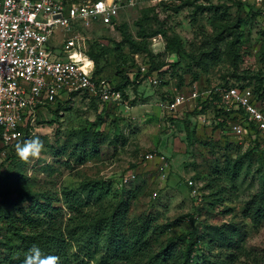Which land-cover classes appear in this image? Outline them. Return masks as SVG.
Here are the masks:
<instances>
[{"label": "rangeland", "instance_id": "374dc122", "mask_svg": "<svg viewBox=\"0 0 264 264\" xmlns=\"http://www.w3.org/2000/svg\"><path fill=\"white\" fill-rule=\"evenodd\" d=\"M118 1V15L110 25L56 26L49 46L52 59L72 57L91 71L97 64L107 78L125 84V96L118 102H101L83 94H62L63 99L40 109L27 138L39 137L45 147L29 160H5V151L0 152V201L20 200L19 205L29 208L30 200L22 194L28 188L40 195L38 201H45V195L60 206L64 219L78 217L65 191L72 199L88 202L83 210L110 212L121 203L124 223L129 224L121 234L149 220L154 248L167 236L188 232L192 215L197 244L189 264H208L216 258L223 264H240L242 250L264 264V158L256 140L232 133L227 124L220 128V116L211 106L192 111L196 99H187L175 111L160 105L179 93L199 91L203 98L202 91L225 79L257 85L255 76L240 81L233 73L264 74L262 4L197 0L206 7L192 22V6L175 11L163 6L165 0ZM223 10L227 17L220 16ZM147 16L140 28L137 20L143 17L144 22ZM164 29L178 36L188 53L172 55L161 35ZM65 42L70 43L67 51ZM156 64L158 71L149 72ZM234 160L240 163L234 180L218 173ZM22 174L28 179H21ZM211 179L215 186L207 188ZM175 245L162 264L181 262L179 251L185 243ZM103 248L102 238L81 264H98Z\"/></svg>", "mask_w": 264, "mask_h": 264}, {"label": "built area", "instance_id": "2783aa9c", "mask_svg": "<svg viewBox=\"0 0 264 264\" xmlns=\"http://www.w3.org/2000/svg\"><path fill=\"white\" fill-rule=\"evenodd\" d=\"M258 1L264 11V0ZM119 7L118 0H0L1 147L30 133L39 110L62 94H85L101 102L122 99V92L109 79L93 78L92 71L75 58L52 59L49 46L56 26L110 24ZM69 48L70 43L65 42L63 49ZM151 81L158 82L155 77ZM202 92L203 98L217 95V105L237 116L227 121L231 132L254 141L259 137L264 153V108L250 87L216 84ZM198 96L199 91L188 96L179 93L160 105L175 111Z\"/></svg>", "mask_w": 264, "mask_h": 264}, {"label": "trees", "instance_id": "16d2710c", "mask_svg": "<svg viewBox=\"0 0 264 264\" xmlns=\"http://www.w3.org/2000/svg\"><path fill=\"white\" fill-rule=\"evenodd\" d=\"M162 3L166 9H173L175 11L185 6H192L194 13L190 18L192 22H195L197 19L196 13L206 7V5L197 0H165ZM220 16L227 17L226 11L223 10L220 12ZM142 19L143 17L137 20V25L140 26V28L146 23L148 16L146 19L144 17V22H142ZM166 30H162L161 35L165 41L166 48L171 54L178 57L181 53H188L181 46L179 37H171ZM175 42L179 45H176ZM159 66L160 64L153 65L149 72H157ZM138 74L134 79V85L138 82ZM91 76L93 78H107L106 75H103L99 71L97 64L92 70ZM233 76L240 81L251 80L255 76L257 85L251 86L249 85V81L247 83L236 81L228 82L227 79L218 84L250 87L260 105L264 108V74H261L260 71L243 70L235 71ZM123 78L127 79L126 76ZM107 79L120 89L123 98L125 96V84L122 83V81H114L110 78ZM84 96L86 95L84 94ZM59 100L60 99L55 102ZM92 100L94 99L92 98ZM217 100L218 96L215 94L206 98L197 97L192 111H194L195 108L201 107L199 110L203 112L205 108L211 106L215 115L220 116V120L217 121L216 124L220 126V128H224L228 120H234L237 116L233 115V112L226 111L219 107L217 105ZM47 107H49V105H47ZM58 112L59 107L55 110L56 114ZM185 125L187 129L188 121H185ZM27 134L28 133L10 145L0 146V150L4 149L5 151V157H3L5 160L14 159L16 157L20 158L16 152L15 146L18 142L27 139ZM255 143L261 148L263 153L259 137L256 138ZM3 162L0 163V166ZM239 168L240 163L238 160L229 161L226 167L223 170L220 169L218 173L224 174L226 177L231 176L234 180L237 176V173L234 174V172L238 171ZM25 177L26 174H22L20 178L28 179ZM212 183L213 179L209 180L206 187H211ZM213 186H215L214 183ZM90 191L91 189H89V194ZM22 194L25 195L23 197L24 199L28 198L30 200L29 208L19 205L18 202L20 200L4 199L3 202L0 201V264H4L6 260L8 264H22V261L33 244L38 245L45 255L52 254L60 257L61 264H81L84 261V257L90 256V250L92 248L95 249V246L99 244L102 238L104 239V248L103 251H101L98 264H111L110 262H122L123 264H162L170 258L168 250L171 252L176 246L175 244L182 242L185 243V247L179 251L181 256V262L179 264H189L193 260L192 247L197 244V227L194 224L195 220L192 215H190V220L193 225L188 232L167 236L163 243L154 248L152 236L148 230L150 224L149 220L146 222L143 220L139 227H133L128 230V233L125 232L126 234H121L120 231L124 230V226L127 225L124 223V212L122 211L123 208L121 203L113 206V210L110 212L102 208H96L93 211L88 209L83 210L82 207L88 206V202L86 203L79 198L72 199L67 191H65L63 194L66 202H68V206H72L73 209L78 212V217L76 219L74 217L64 219L60 211V206H55L51 203V200L47 201L45 195H43L45 201H38V196L40 195L31 193L28 191V188H23ZM1 195L0 192V196ZM49 199H52L51 196ZM13 208L17 209V211H14ZM257 212V214H261L263 210L258 208ZM69 228H71V231ZM77 230H79L81 236L77 235ZM155 232L156 230H154L153 227L152 234H155ZM72 247L75 251H71ZM242 256L243 259L240 261V264H262L258 257L251 254L250 251L242 250ZM223 263L224 261L216 258L209 261L208 264Z\"/></svg>", "mask_w": 264, "mask_h": 264}, {"label": "clouds", "instance_id": "9594fccd", "mask_svg": "<svg viewBox=\"0 0 264 264\" xmlns=\"http://www.w3.org/2000/svg\"><path fill=\"white\" fill-rule=\"evenodd\" d=\"M44 147V142L39 137H31L18 142L15 149L20 158L29 160L39 157ZM22 264H61V261L57 255H45L38 245L33 244Z\"/></svg>", "mask_w": 264, "mask_h": 264}]
</instances>
